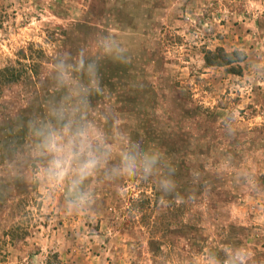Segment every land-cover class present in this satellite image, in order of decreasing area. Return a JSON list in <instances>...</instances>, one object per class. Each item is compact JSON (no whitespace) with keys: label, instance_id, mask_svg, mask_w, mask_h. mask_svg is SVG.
<instances>
[{"label":"rangeland","instance_id":"1","mask_svg":"<svg viewBox=\"0 0 264 264\" xmlns=\"http://www.w3.org/2000/svg\"><path fill=\"white\" fill-rule=\"evenodd\" d=\"M54 257L264 264V0H0V264Z\"/></svg>","mask_w":264,"mask_h":264},{"label":"trees","instance_id":"2","mask_svg":"<svg viewBox=\"0 0 264 264\" xmlns=\"http://www.w3.org/2000/svg\"><path fill=\"white\" fill-rule=\"evenodd\" d=\"M245 58V53L242 51H233V52H227L225 49L223 48H218L216 51H207L206 55H205V59H206V63L209 66H224V65H229L235 61H241L244 60ZM8 70L4 69L2 72H6ZM14 80H17L18 78L21 77V75L15 76L12 75ZM14 82V81H13ZM56 259L55 262L52 261H47V264H59L61 263V261L59 260V258L57 259L56 257H54Z\"/></svg>","mask_w":264,"mask_h":264}]
</instances>
